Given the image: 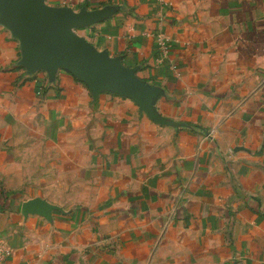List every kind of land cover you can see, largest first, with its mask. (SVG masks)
I'll list each match as a JSON object with an SVG mask.
<instances>
[{
  "label": "crops",
  "instance_id": "0c3cea01",
  "mask_svg": "<svg viewBox=\"0 0 264 264\" xmlns=\"http://www.w3.org/2000/svg\"><path fill=\"white\" fill-rule=\"evenodd\" d=\"M59 1L149 113L0 25V264H264V0Z\"/></svg>",
  "mask_w": 264,
  "mask_h": 264
},
{
  "label": "water",
  "instance_id": "95a60500",
  "mask_svg": "<svg viewBox=\"0 0 264 264\" xmlns=\"http://www.w3.org/2000/svg\"><path fill=\"white\" fill-rule=\"evenodd\" d=\"M103 11H74L68 6H52L46 0H0V25L20 42L21 63L29 69L63 67L95 87L108 88L129 96L149 113L142 101L141 85L134 68L122 65L119 58L99 51L75 29L97 21ZM62 208L40 197L21 204L23 216L40 215L47 220Z\"/></svg>",
  "mask_w": 264,
  "mask_h": 264
},
{
  "label": "built area",
  "instance_id": "2783aa9c",
  "mask_svg": "<svg viewBox=\"0 0 264 264\" xmlns=\"http://www.w3.org/2000/svg\"><path fill=\"white\" fill-rule=\"evenodd\" d=\"M156 37L158 38V48L161 52V57H159V60H162L168 52V44L165 42L166 38H164V35L162 33H157ZM7 254L8 251L4 250L2 248V245L0 244V262H2L5 259Z\"/></svg>",
  "mask_w": 264,
  "mask_h": 264
},
{
  "label": "rangeland",
  "instance_id": "374dc122",
  "mask_svg": "<svg viewBox=\"0 0 264 264\" xmlns=\"http://www.w3.org/2000/svg\"><path fill=\"white\" fill-rule=\"evenodd\" d=\"M47 4L52 6H62L59 2V0H46ZM81 29H75V31L78 33Z\"/></svg>",
  "mask_w": 264,
  "mask_h": 264
}]
</instances>
